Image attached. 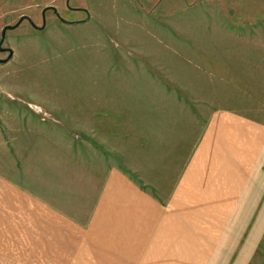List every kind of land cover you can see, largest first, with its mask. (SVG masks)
<instances>
[{
  "label": "rangeland",
  "instance_id": "obj_1",
  "mask_svg": "<svg viewBox=\"0 0 264 264\" xmlns=\"http://www.w3.org/2000/svg\"><path fill=\"white\" fill-rule=\"evenodd\" d=\"M0 60V156L70 172L67 188L89 189L73 157L92 151L166 201L213 113L264 124V0H0ZM79 95L96 115L66 137L45 121L68 123L28 102ZM225 232L210 264H264V229Z\"/></svg>",
  "mask_w": 264,
  "mask_h": 264
},
{
  "label": "crops",
  "instance_id": "obj_2",
  "mask_svg": "<svg viewBox=\"0 0 264 264\" xmlns=\"http://www.w3.org/2000/svg\"><path fill=\"white\" fill-rule=\"evenodd\" d=\"M91 96L73 97L74 107L28 102L73 122L45 121L66 137L80 128L76 118L96 115ZM6 111L14 121L39 117ZM80 155L86 190L66 187L70 172H34L12 151L0 156V264H210L228 227L264 229V124L245 115L213 113L166 201L106 156Z\"/></svg>",
  "mask_w": 264,
  "mask_h": 264
},
{
  "label": "water",
  "instance_id": "obj_3",
  "mask_svg": "<svg viewBox=\"0 0 264 264\" xmlns=\"http://www.w3.org/2000/svg\"><path fill=\"white\" fill-rule=\"evenodd\" d=\"M27 19H29V17L27 18ZM14 26H7L5 29H4V31H3V34H2V41H1V44L3 43V41H4V38H5V32L8 30V29H11V28H13ZM1 61V60H0Z\"/></svg>",
  "mask_w": 264,
  "mask_h": 264
}]
</instances>
